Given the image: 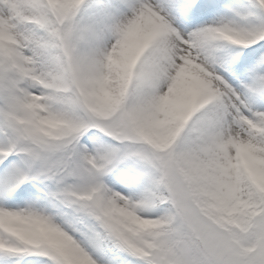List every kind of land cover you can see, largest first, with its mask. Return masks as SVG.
I'll return each instance as SVG.
<instances>
[{
	"label": "snow or ice",
	"instance_id": "obj_1",
	"mask_svg": "<svg viewBox=\"0 0 264 264\" xmlns=\"http://www.w3.org/2000/svg\"><path fill=\"white\" fill-rule=\"evenodd\" d=\"M0 264H264V0H0Z\"/></svg>",
	"mask_w": 264,
	"mask_h": 264
}]
</instances>
